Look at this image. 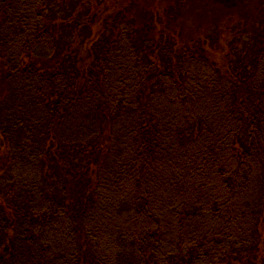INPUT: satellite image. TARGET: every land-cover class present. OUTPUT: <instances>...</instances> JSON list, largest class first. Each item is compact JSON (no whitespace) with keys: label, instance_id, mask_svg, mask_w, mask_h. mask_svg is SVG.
Returning <instances> with one entry per match:
<instances>
[{"label":"trees","instance_id":"16d2710c","mask_svg":"<svg viewBox=\"0 0 264 264\" xmlns=\"http://www.w3.org/2000/svg\"><path fill=\"white\" fill-rule=\"evenodd\" d=\"M260 1L0 0V264H264Z\"/></svg>","mask_w":264,"mask_h":264},{"label":"rangeland","instance_id":"374dc122","mask_svg":"<svg viewBox=\"0 0 264 264\" xmlns=\"http://www.w3.org/2000/svg\"><path fill=\"white\" fill-rule=\"evenodd\" d=\"M120 1V3H117V4H123V3H127V1H129V0H127V1H125V0H118V1H113V0H106V2H107V5H109L110 3H112V2H119ZM154 5H158V4H160V3H162V1L163 0H150ZM158 1H160V2H158ZM194 2H195V4L197 5V7H198V12L200 13V14H202L203 13V9L202 8H204V6H202V5H204V4H206V5H208L209 6V4H211V2H214L216 5H213L214 7H217L218 9H219V7H220V5H222L223 4V2H224V0H193ZM226 1H230V5H233L234 3L236 4L237 2H242L243 0H240V1H237V0H226ZM247 1H249V0H247ZM257 1H260V0H257ZM232 2V3H231ZM249 5H252V3H248ZM258 4H259V6L260 5H264V2L263 1H260V2H258ZM202 7V8H201ZM221 8V7H220ZM189 11H194V9L195 8H193V7H188L187 8ZM220 10V9H219ZM211 11V10H210ZM213 11H215L214 10V8H213ZM216 14H220L219 12H218V10L217 11H215V13H214V15L216 16ZM221 15V14H220ZM212 16H213V14H212Z\"/></svg>","mask_w":264,"mask_h":264}]
</instances>
